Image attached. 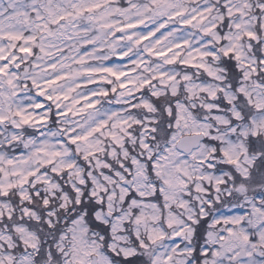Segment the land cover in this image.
<instances>
[{"label":"snow or ice","instance_id":"snow-or-ice-1","mask_svg":"<svg viewBox=\"0 0 264 264\" xmlns=\"http://www.w3.org/2000/svg\"><path fill=\"white\" fill-rule=\"evenodd\" d=\"M0 264H264V0H0Z\"/></svg>","mask_w":264,"mask_h":264}]
</instances>
